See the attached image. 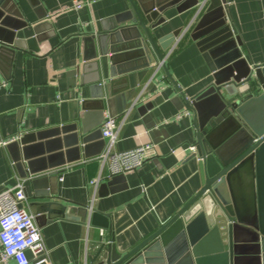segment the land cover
<instances>
[{
    "label": "crops",
    "instance_id": "obj_1",
    "mask_svg": "<svg viewBox=\"0 0 264 264\" xmlns=\"http://www.w3.org/2000/svg\"><path fill=\"white\" fill-rule=\"evenodd\" d=\"M72 1L4 0L0 6V41L15 46L12 53L0 52V139L19 137L0 146V189L22 181V206L33 217L31 202L47 199L110 214L111 231L59 218L37 226L51 264H87L96 242L108 241L110 232L128 250L199 186L194 162L187 160L186 147L195 140L192 110L163 67L149 81L157 57L144 67L142 56L132 55L121 58L120 68H130L127 88L124 80L114 85L115 93L124 89L123 97L114 95L109 112L119 119L143 89L142 100L120 126L111 150L144 143L154 149L138 169L104 177L99 184L105 182L108 193L98 195V184L90 201L94 190L85 164L105 149L99 125L108 113L93 96L108 75L96 81V46L87 34L129 22L131 7L128 0H89L74 9ZM196 1L140 0L147 7L159 4L154 17L163 20L146 24L154 38L180 31L161 56L168 53L167 71L203 113L219 104L217 84L264 65V0H226L225 22L221 0Z\"/></svg>",
    "mask_w": 264,
    "mask_h": 264
},
{
    "label": "water",
    "instance_id": "obj_2",
    "mask_svg": "<svg viewBox=\"0 0 264 264\" xmlns=\"http://www.w3.org/2000/svg\"><path fill=\"white\" fill-rule=\"evenodd\" d=\"M3 2L0 0V6ZM128 2L129 22L87 34L96 46L92 60L96 81L100 74L108 75L93 97L98 98V108L107 106L110 115H114L109 112L110 100L117 93L123 97L127 88L130 68H120L121 58L140 55L142 66H148L154 56L161 59V51L180 32L154 38L147 25L154 27L163 20L154 17L158 2L148 7L140 0ZM225 2L219 4L224 22L228 13ZM14 50L15 46L0 41V52ZM162 67L193 112L195 140L187 160L194 162L199 186L174 214L159 221L151 233L128 250L119 248L111 232L108 241H97L87 264H264V65H254L245 76L217 84L214 90L219 104L203 113L198 105L190 103L194 98L185 97L165 64ZM123 80L125 88L115 93L114 85ZM85 168L90 180L97 173L98 162H88ZM97 192L106 195L107 184L101 182ZM31 206L38 227L59 218L112 229L109 213L87 205L47 199L31 202Z\"/></svg>",
    "mask_w": 264,
    "mask_h": 264
},
{
    "label": "built area",
    "instance_id": "obj_3",
    "mask_svg": "<svg viewBox=\"0 0 264 264\" xmlns=\"http://www.w3.org/2000/svg\"><path fill=\"white\" fill-rule=\"evenodd\" d=\"M88 1L73 0L71 7L78 9ZM167 55L168 53L162 56L154 66L149 81L156 76ZM142 93L143 89L125 108L119 119L106 112L103 114L99 130L102 138L106 140V146L104 151L96 158L99 165L98 172L89 180V184L94 190L90 199L91 202L94 199L99 182L104 177L120 175L138 169L153 152L154 146L151 143L140 144L121 151L111 150L120 126L127 118L130 110L142 100ZM18 138V136H12L0 139V146L16 141ZM193 148V144L186 147L189 151ZM103 169L107 170L106 175H103ZM25 200L26 196L22 181H17L11 187L0 189V264H12V262L14 264H51L48 249L43 242L40 229L33 221L32 214L25 210L23 206H20Z\"/></svg>",
    "mask_w": 264,
    "mask_h": 264
}]
</instances>
